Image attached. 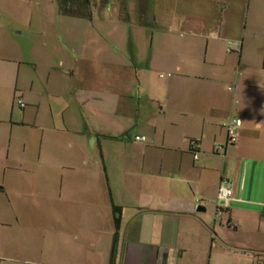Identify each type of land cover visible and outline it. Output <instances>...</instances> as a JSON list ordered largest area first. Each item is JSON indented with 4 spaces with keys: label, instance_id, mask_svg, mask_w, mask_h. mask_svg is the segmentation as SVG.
Instances as JSON below:
<instances>
[{
    "label": "crops",
    "instance_id": "1",
    "mask_svg": "<svg viewBox=\"0 0 264 264\" xmlns=\"http://www.w3.org/2000/svg\"><path fill=\"white\" fill-rule=\"evenodd\" d=\"M144 1L142 24L153 25L149 11L155 24L168 23L167 0H154L160 13ZM228 9H207L209 21L202 23L186 10L181 23L188 32L171 58L155 53L166 51L168 36L158 38L157 48L151 41L146 61L135 52L130 63L111 39L92 37L80 40L74 61H21L27 62L17 79L21 115L15 119L13 105L0 124L43 129L62 180L59 191L48 193L49 216L59 233L100 236V264H264V115L256 102L237 104L221 83L225 42L240 38L237 25L223 21ZM261 37L253 23L242 57L245 42L250 54ZM156 55L165 57L163 64ZM122 69L131 74L128 82ZM161 69L168 73L158 74ZM236 116L243 122L229 143L226 123ZM223 178L231 180L233 197L216 217ZM5 190L0 183V193ZM114 205L122 207L119 228ZM6 241L0 235V257L7 256Z\"/></svg>",
    "mask_w": 264,
    "mask_h": 264
},
{
    "label": "rangeland",
    "instance_id": "2",
    "mask_svg": "<svg viewBox=\"0 0 264 264\" xmlns=\"http://www.w3.org/2000/svg\"><path fill=\"white\" fill-rule=\"evenodd\" d=\"M64 1L0 0V115L3 112L10 115L13 105L15 119L21 115L17 79L19 68H25L27 63L22 60L63 57L71 62L81 56L80 40L106 37L118 46L125 63H130L135 52L138 59L146 61L152 52L151 41L154 39L157 48L158 38L166 36L170 37L166 51H159V48L155 53L167 52V58H171L181 51L177 42L188 32L181 23L186 10L195 11L191 16H197L194 19L202 23L209 21L204 16L205 11L218 4L229 6L223 21L232 20L237 25L234 31L239 32L240 37L236 42H225L222 61L226 66L221 83L226 85L237 104L256 102L264 115V108L259 105L264 99V0H167L163 7L168 23L155 24L152 11H149L153 25L148 27L142 24L140 16L144 0H91V5L84 4L83 0ZM160 6V2L150 0L151 9L159 11ZM78 7L87 14H75ZM253 23L262 30L261 42L254 44L250 54L247 53L249 43L245 42L242 57L243 37L244 34L249 36ZM204 54L203 51L202 58ZM156 58L157 64H163L164 56L156 55ZM205 66L210 70L217 68ZM157 73L166 75L168 70L161 69ZM130 76L128 69H122L123 83L128 82ZM204 82L216 83V80ZM93 102L91 100L90 104ZM42 136L41 128L0 124V183L6 189L0 193V235L9 245L7 256L0 257V262L67 264V261L75 260L83 264H100L98 256L104 252L98 242L100 236L83 235L77 239L65 232L59 233L57 221L49 216L48 193L52 189L59 191L62 180L59 175L55 177V161L48 150L47 137L43 142ZM34 206L44 209L37 212ZM93 240L95 244H92ZM103 242L105 244V237ZM95 258L97 261L92 260Z\"/></svg>",
    "mask_w": 264,
    "mask_h": 264
},
{
    "label": "built area",
    "instance_id": "3",
    "mask_svg": "<svg viewBox=\"0 0 264 264\" xmlns=\"http://www.w3.org/2000/svg\"><path fill=\"white\" fill-rule=\"evenodd\" d=\"M22 105L23 102L20 101ZM242 118L241 117H231L229 121L226 123V129L228 132V142L234 143L237 141L238 138V130L240 126L242 125ZM138 141H145L147 137L145 135H137L135 137ZM198 146V143L193 141L192 142V149L196 148ZM195 158H199L198 152H195ZM233 197V184L230 179H222V182L220 183L219 190H218V199H217V205H216V217L220 216L221 213L225 208L229 207L230 201Z\"/></svg>",
    "mask_w": 264,
    "mask_h": 264
},
{
    "label": "trees",
    "instance_id": "4",
    "mask_svg": "<svg viewBox=\"0 0 264 264\" xmlns=\"http://www.w3.org/2000/svg\"><path fill=\"white\" fill-rule=\"evenodd\" d=\"M69 0H65L64 2H68ZM84 4H88V5H91L92 4V1L91 0H83ZM83 5V4H81ZM81 8V7H80ZM78 7L77 12L75 14H87L86 11L82 12L81 9ZM65 12H67V8H64ZM113 211H114V219H115V223H116V226L119 228L120 226V223H121V212H122V207L121 206H118V205H114L113 207ZM117 237V236H116Z\"/></svg>",
    "mask_w": 264,
    "mask_h": 264
}]
</instances>
